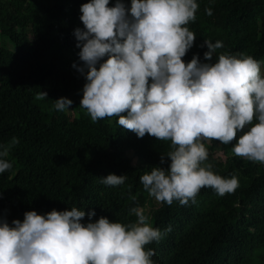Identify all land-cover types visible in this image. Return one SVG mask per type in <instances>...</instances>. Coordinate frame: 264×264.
<instances>
[{
    "label": "trees",
    "instance_id": "obj_1",
    "mask_svg": "<svg viewBox=\"0 0 264 264\" xmlns=\"http://www.w3.org/2000/svg\"><path fill=\"white\" fill-rule=\"evenodd\" d=\"M88 2L0 0V143L13 137L19 141L7 157L12 169L0 174V216L11 223L23 221L27 211L43 215L78 207L95 211L91 222L105 216L128 223L135 221L129 210L138 203L152 226L165 233L145 246L155 250V264H264V164L235 156L236 141L218 159L216 149L222 143L209 141L214 171L225 178L236 175L239 187L222 197L205 187L195 203L174 201L169 206L150 197L139 178L160 165L171 142L148 134L138 138L119 126L116 117L93 123L79 107L86 80L72 67L82 63L73 33L84 27L80 8ZM197 3L196 20L185 25L196 35L186 62L194 54L204 61V40L223 42L214 60L225 51L264 60V0ZM42 91L48 97L37 100ZM61 97L73 101L64 112L54 109ZM109 174H126L128 179L106 186L101 177ZM137 194V201L129 199ZM88 222L86 216L82 223ZM169 226L171 231L165 232Z\"/></svg>",
    "mask_w": 264,
    "mask_h": 264
},
{
    "label": "clouds",
    "instance_id": "obj_2",
    "mask_svg": "<svg viewBox=\"0 0 264 264\" xmlns=\"http://www.w3.org/2000/svg\"><path fill=\"white\" fill-rule=\"evenodd\" d=\"M198 7L197 0H115L114 6L90 0L80 8L84 27L73 33L82 63L72 67L86 80L79 107L92 122L116 117L138 138L171 142L160 156L167 167L153 166L139 178L150 197L169 206L195 203L205 187L221 197L239 187L236 175L214 171L209 141H236L235 156L264 164V60L227 51L214 60L224 44L204 40L207 62L199 54L186 62L196 35L185 25L196 20ZM205 12L212 15L211 8ZM47 97L42 91L36 99ZM72 104L61 97L54 109L64 112ZM18 143L15 137L0 143V174L12 169L7 157ZM127 179L109 174L101 183L114 187ZM95 215L71 207L43 215L27 211L23 221L11 223L0 216V264H155V250L145 246L165 233L152 226L144 207H131L129 216L136 219L128 223L105 216L91 222ZM86 216L89 222L82 223Z\"/></svg>",
    "mask_w": 264,
    "mask_h": 264
},
{
    "label": "rangeland",
    "instance_id": "obj_3",
    "mask_svg": "<svg viewBox=\"0 0 264 264\" xmlns=\"http://www.w3.org/2000/svg\"><path fill=\"white\" fill-rule=\"evenodd\" d=\"M226 146H227V145H224V144H219V145L217 146V149H216V157H217L218 159L223 158V153H224V149H225Z\"/></svg>",
    "mask_w": 264,
    "mask_h": 264
}]
</instances>
